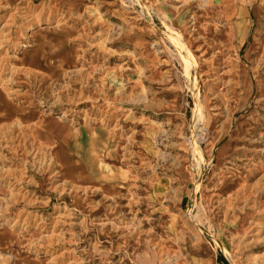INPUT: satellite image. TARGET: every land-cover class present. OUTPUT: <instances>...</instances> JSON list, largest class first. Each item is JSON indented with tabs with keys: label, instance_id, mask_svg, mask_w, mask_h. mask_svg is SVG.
<instances>
[{
	"label": "rangeland",
	"instance_id": "374dc122",
	"mask_svg": "<svg viewBox=\"0 0 264 264\" xmlns=\"http://www.w3.org/2000/svg\"><path fill=\"white\" fill-rule=\"evenodd\" d=\"M0 264H264V0H0Z\"/></svg>",
	"mask_w": 264,
	"mask_h": 264
},
{
	"label": "bare ground",
	"instance_id": "6f19581e",
	"mask_svg": "<svg viewBox=\"0 0 264 264\" xmlns=\"http://www.w3.org/2000/svg\"><path fill=\"white\" fill-rule=\"evenodd\" d=\"M73 132V131H72ZM201 138V137H200ZM204 138V137H203ZM202 139V138H201ZM226 252V251H225ZM205 258V257H204Z\"/></svg>",
	"mask_w": 264,
	"mask_h": 264
}]
</instances>
